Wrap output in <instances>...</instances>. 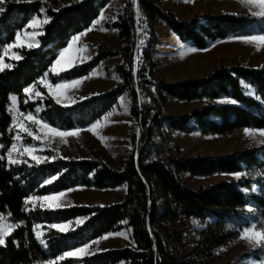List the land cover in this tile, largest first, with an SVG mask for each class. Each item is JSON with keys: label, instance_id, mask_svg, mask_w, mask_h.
Instances as JSON below:
<instances>
[{"label": "trees", "instance_id": "16d2710c", "mask_svg": "<svg viewBox=\"0 0 264 264\" xmlns=\"http://www.w3.org/2000/svg\"><path fill=\"white\" fill-rule=\"evenodd\" d=\"M114 0H78L61 10L42 1L0 0V59L3 48L15 41L42 9L50 18L42 27L38 47H20L19 59L0 71V217L10 216L19 224L0 246V264H43L65 251L76 249L105 234L131 230L133 246L114 248L92 255L71 257L59 264H235L221 263L218 250L235 242L244 226L254 221L264 228V144L224 157L181 156L171 146L173 132L225 135L245 128L264 129V65L221 66L207 77L178 82L158 79L153 44L158 43L153 23L163 21L180 40L204 49L210 42L231 35L264 34V17L248 13H221L180 21L161 5L165 0H119L121 13L107 24L116 29L122 42L119 50L99 44L96 55L84 64L58 74L52 83L88 75L100 62L120 57L114 64L118 82L107 93L72 106L57 104L39 80L49 71L60 50L73 36L88 29L101 11ZM138 4L144 19L138 16ZM144 28L147 40L139 44L138 31ZM70 73V74H69ZM255 89L247 95L243 83ZM36 85L42 98L31 101L24 88ZM127 93L133 118L128 157L115 167L102 158H63L36 164L23 156L25 163L9 164L5 152L14 142L11 130L10 99L16 95L23 113H35L61 129H74L100 120ZM236 99L237 104L231 103ZM172 100L212 101L177 118L165 114L163 107ZM223 100H227L226 102ZM153 109L152 111L150 109ZM150 110V111H149ZM27 142H34L27 139ZM243 173L235 180H221L198 189L187 186L184 174L213 176ZM56 177L49 183L45 180ZM257 191H254V186ZM98 190L126 186L122 200L104 205H73L61 209H42L26 198L59 193L74 187ZM159 190L160 196L157 191ZM82 224L60 232L53 223L75 221ZM195 219L202 226L188 255L182 254L185 236L171 232L180 219ZM36 225L44 230L45 243L36 235ZM264 244L241 256L260 259Z\"/></svg>", "mask_w": 264, "mask_h": 264}, {"label": "rangeland", "instance_id": "374dc122", "mask_svg": "<svg viewBox=\"0 0 264 264\" xmlns=\"http://www.w3.org/2000/svg\"><path fill=\"white\" fill-rule=\"evenodd\" d=\"M42 1L51 4L56 10H61L68 4L78 0ZM161 5L164 9L173 12L182 22H188L195 17H197L199 22H203L204 17L221 13L256 14L264 11L258 3H254L252 0H165L161 2ZM135 7L138 16L143 20L145 17L140 11L138 4H136ZM121 11L119 0H114L106 6L93 24L82 32L83 35H81V33L75 35L79 36L78 40H70L67 45L69 51L64 53V60L61 65L55 66L53 63L49 71L46 72L42 78L55 86L57 83L54 84L51 82L50 74H58L91 60L96 55L99 44L106 45L112 50L121 49L122 42L118 36L117 30L110 29L106 26L107 24L114 22ZM45 17L48 16L45 14L44 9H42V15L33 17L41 22L37 23L35 26H29V28L26 27L19 31L16 34V37L19 35L20 41L17 42V39L15 38V41L12 44L3 48L1 62L5 65V68L10 66V63L8 62L9 60H14L13 57H18L16 51L17 48L23 46L27 47L28 44H33V47L40 46L38 37L42 32V27L47 23H42V21L45 20ZM33 18L31 20H33ZM153 25L159 40L158 43L153 44V57L157 63L155 75L158 79L172 82H178L187 78L203 79L221 66L243 65L247 67H260L264 65V45H260L255 41L230 40L229 38L233 36L231 35L226 39H219L210 42L209 45L204 48L207 50H203L195 47L190 42L180 40L179 37L167 28L163 21H156ZM138 34H140L139 44H144L148 37L144 32V28L139 30ZM256 34L261 33L251 35ZM10 45L13 47H9ZM192 48H196L197 51H191ZM120 60V57L107 58L100 62V64L88 75L83 76L84 79H82L79 84L69 83L68 87L57 89L56 91L62 93V99H64L65 96L70 97V100L65 99L62 105L72 106L76 103L91 99L94 96L107 93L119 80L114 71V64L120 62ZM72 80L66 81L70 82ZM63 82L65 81L58 83ZM39 83L44 86V84L41 83V79L39 80ZM243 86L247 95L251 96L255 94V89L252 86L245 82L243 83ZM46 89L51 95L48 88ZM36 93H39L40 95L37 96L35 95ZM27 95L31 101H37L42 98V93L39 92L36 85H34L32 93ZM13 96L16 97L15 101L12 100ZM223 101L226 102L227 100ZM211 102L212 101L208 100L193 102L172 100L166 104L163 109L168 116L177 118ZM130 108L131 101L128 94L125 93L119 97L118 104L100 120L91 124L76 127L79 128L80 131L75 136H67L63 138V140L57 136L49 145V142L46 139H34L19 128V124L22 121L25 123L26 127L31 125V121L27 120V113L21 112L18 97L12 95L9 111L12 117L11 130L14 132L13 143H16L17 145V150L12 153L13 158L16 159L26 156L23 155L24 148L34 146L38 150L36 153L38 155L51 157L53 154H57L63 158L75 159L98 157L102 158L112 166L119 167L120 159L128 157L131 152L130 134L133 118L130 114ZM42 109V106L37 107L36 112L32 114L38 119H42L40 116ZM150 110L152 111L153 109ZM13 117H15V123L13 122ZM92 124H96L95 131L91 130ZM51 126L56 127L53 125ZM32 130L36 135H41L35 127H33ZM71 130L73 129L66 131ZM258 130L264 129L245 128L232 134L225 135L203 134L198 131L193 133L176 131L172 133L171 146L175 151H181V156L204 155L213 158L224 157L232 153H238L264 144V135ZM17 131H20L21 133V138L19 140L15 139ZM30 138L34 142H27V139ZM1 148L2 147H0V149ZM10 149L11 147L4 154V158L7 161L8 151ZM242 174L243 173H240L239 176L224 173L215 174L213 176H192L190 174H184V182L187 186L198 189L201 186L217 181L238 179ZM70 189L73 190L62 191L65 193L64 196L58 197L56 200L48 201V203H63L65 207L73 205H104L122 200L126 192V186L105 190L80 186ZM253 189L254 191H257V186L255 185ZM156 191L158 196H160L159 190L157 189ZM29 203L30 205L40 206L44 202L39 200H29ZM75 221L70 225V228H76L83 223L76 224ZM18 225L19 224L14 223L8 215L0 217V232L5 233V238ZM201 226L202 225L195 219L182 218L170 227L171 232H181L185 236L182 248L183 255H188L193 251L192 246L197 238L196 230ZM253 226L256 231H259L256 228L254 221H251L250 225L244 226L243 229L245 227L252 228ZM35 230L40 233L38 238L41 242L45 243V239L43 238L44 230L42 227L40 226L38 229L35 228ZM111 234L112 235H108L106 239H100L98 244H91V241L87 242L90 244V247L77 257L92 255L114 248L133 246L130 228L125 227L119 232ZM259 244V242L253 243L250 240L244 239L242 230L241 236L235 242L219 248L218 253L222 256L221 263H231L237 259L235 264H264V255H262L260 259H256L253 256L248 258L241 256L245 252L254 251ZM67 258L71 257H66L64 260ZM54 261L56 264H59L63 260H57L56 258ZM43 264H47V262ZM118 264L127 263L120 262Z\"/></svg>", "mask_w": 264, "mask_h": 264}, {"label": "snow or ice", "instance_id": "6c2138e0", "mask_svg": "<svg viewBox=\"0 0 264 264\" xmlns=\"http://www.w3.org/2000/svg\"><path fill=\"white\" fill-rule=\"evenodd\" d=\"M252 2L258 3L260 5L261 9H264V0H252ZM3 11H4L3 7L0 6V13H2ZM255 15H258L260 17H264V11L256 13ZM49 19L50 18L45 17V20L42 21V23L48 22ZM40 22L41 21H38V19H33L30 21L29 26H35V25H37V23H40ZM81 35H83V33H81ZM16 39H17V42H19L20 36L17 35ZM78 39H79V36H73L72 37L73 41L78 40ZM229 39L230 40H239V41H248V42L255 41L260 45H264V34L233 35ZM21 46H23V45H21ZM9 47H13V46L10 45ZM27 47L31 48V47H33V44H28ZM203 50H207V49H203ZM67 51H69V47H66L62 51H60L59 58L56 59L54 62L55 66L61 65L62 61L64 60V53ZM191 51L195 52V51H197V49L192 48ZM13 58L19 59V57H13ZM4 68H5V65L2 62H0V71H3ZM82 79H84V78L82 77L80 79H75V80H72L70 82L65 81L63 83H57L55 86H53L52 84L48 83L46 80L41 78V83H43L44 86L46 88H48L52 97L55 99V102L57 104H62V103H64L65 99L70 100V97L65 96L64 99H62L61 98L62 93H60L56 90L68 87L69 83L79 84ZM33 87H34V85L24 88V90H23L24 93L31 94ZM35 95L39 96L40 94L36 93ZM15 99H16V97L13 96L12 100L15 101ZM231 103L237 104L238 101L236 99H231ZM26 117H27V120L31 121V125L26 127L25 123L22 121L19 124V128L22 129L23 132L26 133L28 136H32L34 139H37V140H45L46 139L49 142V145L57 136L60 137L61 140H63V138H65L67 136L77 135L80 131L79 128H75L71 131H66V130H61V128H59V127H52L50 124L46 123L43 119H38L31 112H28L26 114ZM13 122L15 123V117H13ZM33 127H35L41 133V135H36V133L32 130ZM91 130L92 131L96 130V124H92ZM246 131H248V130H246ZM258 131H260L261 134L264 135V130H258ZM20 138H21V133H20V131H17L15 139L19 140ZM0 147H3V146L0 145ZM16 150H17V145H16V143H13L11 146V149L8 151V162H9V164L25 163V160L22 158H16V159L13 158L12 153ZM37 151L38 150L34 146H28V147L24 148L23 155L31 157V159L34 160L36 162V164H40L41 162H47L49 159L55 160L57 158L55 155H53L51 157L38 155V154H36ZM233 175L239 176L240 173H233ZM54 179H56V177H52V178H50V180H45L44 183H49L51 180H54ZM72 190L73 189H68V191H72ZM64 195H65L64 192H59V193H54V194H50V195H46V196L28 197V198H26V202L28 200H39V201L44 202L40 205V207L42 209H49V210L61 209V208L65 207V205L63 203L51 204V203H48V201L56 200V199H58V197H62ZM85 219H87V218L86 217H79L76 219L75 223L80 224ZM72 223H73L72 221H68L66 223H53L51 225V227L54 229H58L60 232H67V231L71 230L70 225ZM39 227H40V225H36L37 229ZM36 235H37V237H39L40 233L36 232ZM108 235H112V234L111 233L106 234L105 236H102V237L98 238L97 240L91 241L90 243L91 244H98L100 239H106ZM243 238L250 240L253 243L259 242V243L264 244V228H262L259 231H256L254 226L252 228L245 227L243 229ZM5 244H6L5 233L0 232V246L5 245ZM89 247H90V244L86 243L80 248H76V249L70 250V251H65L61 256L57 257V260H64V258H66V257H77V256L83 254ZM47 264H56V262L54 260H49V261H47Z\"/></svg>", "mask_w": 264, "mask_h": 264}, {"label": "crops", "instance_id": "0c3cea01", "mask_svg": "<svg viewBox=\"0 0 264 264\" xmlns=\"http://www.w3.org/2000/svg\"><path fill=\"white\" fill-rule=\"evenodd\" d=\"M34 19V18H33ZM29 24H30V22L28 23V25H27V27L29 28ZM8 46V45H7ZM1 59H2V57H1ZM1 59H0V62H1Z\"/></svg>", "mask_w": 264, "mask_h": 264}]
</instances>
